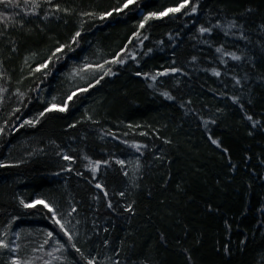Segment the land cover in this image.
Wrapping results in <instances>:
<instances>
[{
	"label": "trees",
	"instance_id": "1",
	"mask_svg": "<svg viewBox=\"0 0 264 264\" xmlns=\"http://www.w3.org/2000/svg\"><path fill=\"white\" fill-rule=\"evenodd\" d=\"M0 242L264 264V0H0Z\"/></svg>",
	"mask_w": 264,
	"mask_h": 264
},
{
	"label": "snow or ice",
	"instance_id": "2",
	"mask_svg": "<svg viewBox=\"0 0 264 264\" xmlns=\"http://www.w3.org/2000/svg\"><path fill=\"white\" fill-rule=\"evenodd\" d=\"M125 7H127V5H125ZM181 7H183V5H181ZM170 11H172V12H175V11H179V9H170ZM192 11L194 12L195 11V8H193L192 9ZM157 14L156 13H152V14H150V16L149 17H145V20H147V19H149V18H151V17H153V16H156ZM160 15H164V13H161ZM141 27H143V24L141 25ZM206 31H209V29H205V28H200V32H206ZM77 35H79V33H77ZM145 39H146V37H145ZM217 51H221L220 49H217ZM232 58L233 59H236V60H239L240 59V57H238V56H235V55H233L232 56ZM120 63H123V61L121 60V61H119ZM173 71H175V69L173 70ZM216 75H219V73L217 72V73H215ZM153 79H155V77H152ZM164 95L165 96H168V94L167 93H164ZM168 98L169 99H171V97L170 96H168ZM69 99H71V97H69ZM61 111H63L64 109H60ZM41 115H43V113H41ZM249 119H251V117H249ZM27 123H32L31 121H28ZM212 143H214V144H217L218 142L217 141H215V140H213L212 141ZM65 159H71V157H65ZM119 163H123V161H119ZM97 187H100V185H97ZM121 195H123V193H121ZM27 206V205H26ZM46 207H47V205H45ZM109 206H111V205H109ZM53 215H55V212H53ZM55 223H57V224H59V221H55ZM60 227L63 229L64 228V225L63 224H60ZM49 236H51L52 235V233H49L48 234ZM0 244H2V242H0ZM2 246L3 247H7L8 245L7 244H2ZM14 264H16V262H14ZM88 264H94V261H89L88 262Z\"/></svg>",
	"mask_w": 264,
	"mask_h": 264
}]
</instances>
